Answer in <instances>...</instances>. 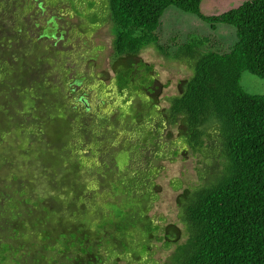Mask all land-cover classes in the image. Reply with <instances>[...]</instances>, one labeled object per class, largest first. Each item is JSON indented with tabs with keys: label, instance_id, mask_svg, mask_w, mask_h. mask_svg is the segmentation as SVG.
I'll return each instance as SVG.
<instances>
[{
	"label": "trees",
	"instance_id": "1",
	"mask_svg": "<svg viewBox=\"0 0 264 264\" xmlns=\"http://www.w3.org/2000/svg\"><path fill=\"white\" fill-rule=\"evenodd\" d=\"M201 1L0 0V264H146L155 243L173 248L150 264H264V95L239 84L264 78V0ZM170 5L238 41L186 44L190 73L162 105L138 52ZM107 20L111 74L90 45ZM198 154L197 182L173 184L177 221L160 222L164 162Z\"/></svg>",
	"mask_w": 264,
	"mask_h": 264
},
{
	"label": "rangeland",
	"instance_id": "2",
	"mask_svg": "<svg viewBox=\"0 0 264 264\" xmlns=\"http://www.w3.org/2000/svg\"><path fill=\"white\" fill-rule=\"evenodd\" d=\"M55 3L57 0H47ZM72 7L76 0H63ZM246 0H202L199 11L205 15H218L230 9L236 8ZM82 7H88L89 2H93L92 8H99L100 0H77ZM63 3V2H61ZM65 3V4H66ZM52 5V4H50ZM50 11L51 9L47 7ZM73 18V20L77 19ZM114 33L112 23L107 20L97 27L91 34V46L101 44L104 46L105 54L102 63V70L110 71L111 39ZM156 37L150 39L146 44L140 47L139 56L146 62L153 65L157 79L165 85L161 104L166 105L165 97L176 92V83L179 79L186 77L190 73L187 59L184 56L186 44H192L199 51H225L238 41L236 29L234 26L225 23L215 24L214 27L200 19L197 15L185 12L176 6H167L160 18V26L155 31ZM239 84L242 89L251 94L264 95V78L258 77L247 70L240 74ZM213 123L205 126L208 132L212 130ZM203 156L198 154V159L189 155L186 158L178 157L174 161L164 162L162 173L158 181L162 186L159 199L152 209L156 216H162L160 222H176L177 206L175 197L181 190V187L191 185L197 182L198 170L202 168L200 161ZM182 184L181 187H174L173 184ZM161 247L160 243L153 246L154 254L152 257L146 256L147 263L154 260H162L171 251ZM120 264H128L126 261ZM130 264H144L133 263Z\"/></svg>",
	"mask_w": 264,
	"mask_h": 264
}]
</instances>
